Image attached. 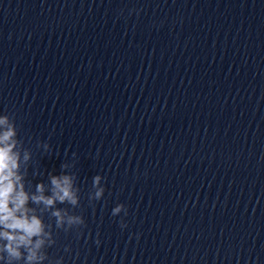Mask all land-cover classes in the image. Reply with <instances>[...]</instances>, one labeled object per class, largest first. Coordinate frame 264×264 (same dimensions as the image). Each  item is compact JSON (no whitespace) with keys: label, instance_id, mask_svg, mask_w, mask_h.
I'll list each match as a JSON object with an SVG mask.
<instances>
[{"label":"clouds","instance_id":"9594fccd","mask_svg":"<svg viewBox=\"0 0 264 264\" xmlns=\"http://www.w3.org/2000/svg\"><path fill=\"white\" fill-rule=\"evenodd\" d=\"M17 137L14 120L9 115H0V264H43L48 259L45 249L55 243L49 230L51 226L43 220L44 213H49L55 219L56 228L64 231L85 225L82 216L57 207V204L79 207L77 177L67 171L73 165L62 163L59 175L48 174L47 186L43 182L37 183L35 192L29 193L21 169L22 165L29 167L32 153ZM38 146L45 152L51 151L47 142ZM102 179L100 175L92 178L90 202L103 197ZM46 192L50 194L46 195ZM122 211L127 214L124 205L118 204L112 215L117 216ZM121 227L126 225L121 223ZM55 264H61V261L57 260Z\"/></svg>","mask_w":264,"mask_h":264}]
</instances>
